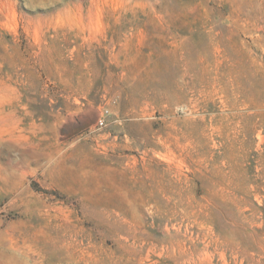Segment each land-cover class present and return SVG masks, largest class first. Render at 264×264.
<instances>
[{
  "label": "rangeland",
  "instance_id": "374dc122",
  "mask_svg": "<svg viewBox=\"0 0 264 264\" xmlns=\"http://www.w3.org/2000/svg\"><path fill=\"white\" fill-rule=\"evenodd\" d=\"M0 264H264V0H0Z\"/></svg>",
  "mask_w": 264,
  "mask_h": 264
},
{
  "label": "built area",
  "instance_id": "2783aa9c",
  "mask_svg": "<svg viewBox=\"0 0 264 264\" xmlns=\"http://www.w3.org/2000/svg\"><path fill=\"white\" fill-rule=\"evenodd\" d=\"M104 125V120L103 119H100L99 120V126H103Z\"/></svg>",
  "mask_w": 264,
  "mask_h": 264
}]
</instances>
